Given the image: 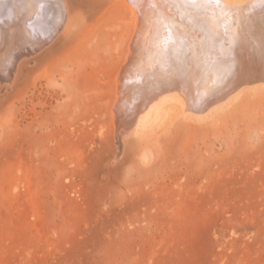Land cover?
Segmentation results:
<instances>
[{
	"label": "rangeland",
	"instance_id": "rangeland-1",
	"mask_svg": "<svg viewBox=\"0 0 264 264\" xmlns=\"http://www.w3.org/2000/svg\"><path fill=\"white\" fill-rule=\"evenodd\" d=\"M67 2L0 82V264H264V87L186 126L172 107L144 145L114 109L138 4Z\"/></svg>",
	"mask_w": 264,
	"mask_h": 264
},
{
	"label": "bare ground",
	"instance_id": "bare-ground-1",
	"mask_svg": "<svg viewBox=\"0 0 264 264\" xmlns=\"http://www.w3.org/2000/svg\"><path fill=\"white\" fill-rule=\"evenodd\" d=\"M133 1L137 16L114 108L119 130L148 145L150 129L172 107L186 115V126L221 117L245 89L264 87V0ZM69 13L67 0H0V82H12L25 57L69 29ZM149 156L144 150L139 158Z\"/></svg>",
	"mask_w": 264,
	"mask_h": 264
}]
</instances>
